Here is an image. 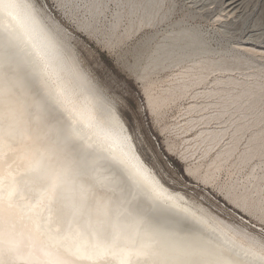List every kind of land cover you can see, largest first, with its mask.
I'll return each instance as SVG.
<instances>
[{
  "label": "bare ground",
  "instance_id": "obj_1",
  "mask_svg": "<svg viewBox=\"0 0 264 264\" xmlns=\"http://www.w3.org/2000/svg\"><path fill=\"white\" fill-rule=\"evenodd\" d=\"M220 2L213 22L227 27L234 0ZM11 3L0 6V147L21 120L23 94L36 101L54 141L0 151V264H121L125 253L130 264H259L245 252L260 237L212 216L151 171L114 99L75 47L49 30L44 4ZM15 85L21 97H11Z\"/></svg>",
  "mask_w": 264,
  "mask_h": 264
},
{
  "label": "snow or ice",
  "instance_id": "obj_2",
  "mask_svg": "<svg viewBox=\"0 0 264 264\" xmlns=\"http://www.w3.org/2000/svg\"><path fill=\"white\" fill-rule=\"evenodd\" d=\"M43 4L56 40L78 42L82 57L94 53L89 68L96 78L123 94L129 136L133 114L147 124L145 139L162 168L177 169L189 184V170L196 172L204 178L197 187L227 208H239L232 194L264 202V0H234L227 27L213 23L220 0ZM34 29L55 57L48 35L38 24ZM256 234L261 244L245 254L264 264V225ZM124 256L121 264H130Z\"/></svg>",
  "mask_w": 264,
  "mask_h": 264
},
{
  "label": "rangeland",
  "instance_id": "obj_3",
  "mask_svg": "<svg viewBox=\"0 0 264 264\" xmlns=\"http://www.w3.org/2000/svg\"><path fill=\"white\" fill-rule=\"evenodd\" d=\"M41 3H43V0H41ZM213 23L216 24L215 22H213ZM77 47H80L78 42L75 46V50ZM86 51H87V58L82 57L80 55V53L76 50L83 66L88 71V73L104 88L105 92H107V94L114 99L115 105L117 106V109H118L119 114L121 116V112L123 110L127 109V105L124 103V100H123V94L117 95L116 91L114 89H109V88L105 87L104 84L96 78L92 69L89 68V63L94 62V53H92L90 50H86ZM15 75H16L15 70H12L9 72V77H10L12 82H13V78H15ZM12 87H13L11 89L13 91L12 93H15V95L11 93L12 94L11 97L12 98H16V97L18 98V94L21 97V95L23 93L21 92L22 90L20 89V87H18L16 85L12 86ZM22 97H23L25 105L29 106V104H30V106H29V108H28V106H25V105H23L24 107L22 106L23 110L21 108V112L22 111L23 112L21 113V115H22V117L20 118L21 120L18 121V123L16 125L17 127L12 129V131L7 134V135H9L7 138L5 137L6 133L1 134V137L3 136L2 138H6L4 140V142L2 143V146L0 147L1 152H6L5 150L11 149L13 146L12 150L15 148L14 149V151L16 152L15 154H18L19 150L17 151V148L22 149L23 147L27 148V147H30L32 145L35 146V144L39 145V143L44 144V143L48 142V140L54 141L52 138L49 139V136L52 133L51 131H53V130L52 129L49 130L47 127V126H49L48 123L45 124L46 121L44 122L43 119L41 120L42 113L40 112V110L38 108H36L37 107L36 101L31 98L33 100L32 101L31 99H29L30 97H28L27 95H24V94L22 95ZM31 101H32V103H31ZM25 113H27V114H25ZM28 114L31 116H29ZM3 116H4L3 117V120H4L3 124H5L4 122L7 123V121H8V117H7L8 113L4 112ZM121 118H122V116H121ZM23 119H24V121H23ZM133 119H134V123H135V128H134V131L132 133V137H133L134 142L136 143L138 152L141 155V157L143 158L144 162L145 161L148 162L147 165L150 167L151 171H153L156 175H158L160 177V179L162 180V182L167 187H169L170 189L177 190V191L181 192L187 199H189V200H191V202L195 203V205L196 204L200 205L202 208H204V210H206L212 216L223 220V222H225L227 224L234 225L237 228L243 229V231H245L246 233L260 237L256 234V231L260 229L261 225H264V203H261V202H258L257 200H253V199L246 197L241 202L240 201L233 202L235 204L238 202L241 204L243 203L242 204L243 207L240 206L241 204L238 203L239 204L238 209L227 208V207H225V205L223 203H219L218 201H216V198L213 195H211L210 192H205V191H203L202 187H197L196 181L203 182L202 176H199L197 173H195V176L192 175L193 183L189 184L180 178V175H179V172L177 169H174L171 167L162 168L161 164L157 163L156 156L153 155L149 142L145 139V134H147V131H148L147 124H143L141 127L140 123L135 122V114H133ZM38 120H40V122ZM41 121H42V123L44 122V125L41 123ZM123 121L126 124V121L124 119H123ZM19 124L21 127L19 126ZM35 124H37V125H35ZM126 126H127V124H126ZM32 127H34L33 131H32ZM25 128H26V130H25ZM30 131H32V132H30ZM30 134L35 136V138L33 136H30ZM22 140H23V142L25 140L24 144H23ZM32 143H34V144H32ZM21 144L23 145V147H21L22 146ZM25 145H26V147H25ZM74 164H76V163H74Z\"/></svg>",
  "mask_w": 264,
  "mask_h": 264
}]
</instances>
